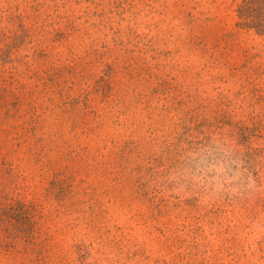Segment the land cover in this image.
I'll use <instances>...</instances> for the list:
<instances>
[{
	"label": "rangeland",
	"instance_id": "obj_1",
	"mask_svg": "<svg viewBox=\"0 0 264 264\" xmlns=\"http://www.w3.org/2000/svg\"><path fill=\"white\" fill-rule=\"evenodd\" d=\"M0 264H264V0H0Z\"/></svg>",
	"mask_w": 264,
	"mask_h": 264
}]
</instances>
